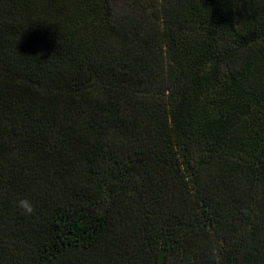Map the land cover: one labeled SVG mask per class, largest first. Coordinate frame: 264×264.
Masks as SVG:
<instances>
[{"label": "trees", "instance_id": "16d2710c", "mask_svg": "<svg viewBox=\"0 0 264 264\" xmlns=\"http://www.w3.org/2000/svg\"><path fill=\"white\" fill-rule=\"evenodd\" d=\"M0 264H264V0H0Z\"/></svg>", "mask_w": 264, "mask_h": 264}, {"label": "clouds", "instance_id": "9594fccd", "mask_svg": "<svg viewBox=\"0 0 264 264\" xmlns=\"http://www.w3.org/2000/svg\"><path fill=\"white\" fill-rule=\"evenodd\" d=\"M16 207L25 216H31L35 212V206L27 198L17 200Z\"/></svg>", "mask_w": 264, "mask_h": 264}]
</instances>
